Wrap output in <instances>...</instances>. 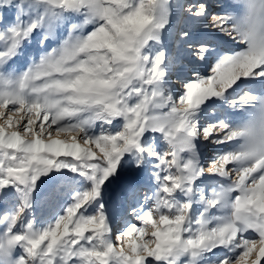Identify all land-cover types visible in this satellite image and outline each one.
Instances as JSON below:
<instances>
[{
    "label": "snow or ice",
    "instance_id": "snow-or-ice-1",
    "mask_svg": "<svg viewBox=\"0 0 264 264\" xmlns=\"http://www.w3.org/2000/svg\"><path fill=\"white\" fill-rule=\"evenodd\" d=\"M0 264H264V0H0Z\"/></svg>",
    "mask_w": 264,
    "mask_h": 264
},
{
    "label": "rangeland",
    "instance_id": "rangeland-1",
    "mask_svg": "<svg viewBox=\"0 0 264 264\" xmlns=\"http://www.w3.org/2000/svg\"><path fill=\"white\" fill-rule=\"evenodd\" d=\"M208 2L212 5V10L213 11H219V10H221L222 7H229L231 9H235L240 4V0H208ZM209 39H210V37H209ZM213 43H214V46H215V42H213ZM186 65L189 66V67H196V68L200 69L201 71L204 70L201 67V65H199V64L188 65L187 61H186ZM256 87L259 88L260 86L257 85Z\"/></svg>",
    "mask_w": 264,
    "mask_h": 264
}]
</instances>
